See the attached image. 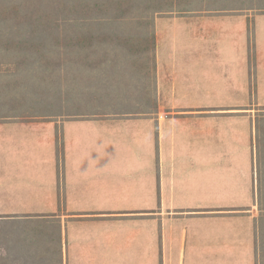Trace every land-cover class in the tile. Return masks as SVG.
I'll return each instance as SVG.
<instances>
[{"label": "crops", "instance_id": "0c3cea01", "mask_svg": "<svg viewBox=\"0 0 264 264\" xmlns=\"http://www.w3.org/2000/svg\"><path fill=\"white\" fill-rule=\"evenodd\" d=\"M258 8L156 17L150 111L0 113V264H261Z\"/></svg>", "mask_w": 264, "mask_h": 264}, {"label": "trees", "instance_id": "16d2710c", "mask_svg": "<svg viewBox=\"0 0 264 264\" xmlns=\"http://www.w3.org/2000/svg\"><path fill=\"white\" fill-rule=\"evenodd\" d=\"M187 1L0 0V67L14 64L29 71L37 64H78L85 71L104 67L116 72L124 65L144 81L155 69V18L192 3ZM76 53L85 58L82 63ZM257 207L263 235L264 199L257 200Z\"/></svg>", "mask_w": 264, "mask_h": 264}, {"label": "rangeland", "instance_id": "374dc122", "mask_svg": "<svg viewBox=\"0 0 264 264\" xmlns=\"http://www.w3.org/2000/svg\"><path fill=\"white\" fill-rule=\"evenodd\" d=\"M191 2L189 5L184 4L175 9L174 12L159 16L207 14L209 17H223L234 13L240 17L242 24L244 20L247 22L249 11L255 7L259 10L258 7L264 6V0H192ZM188 9L191 10L186 11ZM248 26L246 47L252 49V30ZM239 47L242 48V45ZM76 54L75 60L77 63H82V59L85 58ZM52 56L55 57V53H52ZM100 57H92L90 65H94V61L96 62ZM22 67L18 70L14 64L0 67V113H16L20 117L41 113L51 120L50 118L54 119L61 115L135 114L151 109V87L148 80L143 81L138 71L129 70L124 65L116 72H111V69L108 71L104 67L95 71L88 67L85 71L84 67L78 64L70 68L47 65L42 67L41 64H37L29 71H23ZM50 73H53V76H50ZM259 110L264 113V108ZM260 147L259 142V163L264 157ZM0 223L18 224V222ZM259 247H261L259 258L264 262V251H261L264 250V239L260 238Z\"/></svg>", "mask_w": 264, "mask_h": 264}]
</instances>
